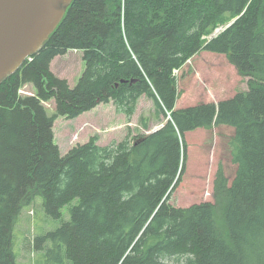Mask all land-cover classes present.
Returning <instances> with one entry per match:
<instances>
[{
    "label": "trees",
    "instance_id": "1",
    "mask_svg": "<svg viewBox=\"0 0 264 264\" xmlns=\"http://www.w3.org/2000/svg\"><path fill=\"white\" fill-rule=\"evenodd\" d=\"M70 50L84 64L72 86L51 66ZM201 50L224 55L247 89L177 107L174 70ZM141 97L160 129L61 154L57 117L112 103L130 118ZM148 121L139 125L150 131ZM213 125L232 128V179L219 167L211 201L171 205L184 134ZM40 208L59 224L32 225L33 264H264V0H72L0 82V264H16L21 214Z\"/></svg>",
    "mask_w": 264,
    "mask_h": 264
},
{
    "label": "rangeland",
    "instance_id": "2",
    "mask_svg": "<svg viewBox=\"0 0 264 264\" xmlns=\"http://www.w3.org/2000/svg\"><path fill=\"white\" fill-rule=\"evenodd\" d=\"M52 71L74 85L84 69L82 54L70 50L65 55L58 56L52 62ZM177 85V107L193 105L203 101L218 103L231 98L237 92L247 89L246 78L238 75L233 65L222 54L201 50L181 67L174 71ZM30 85L22 87V93H33ZM45 106L49 113L54 110L52 100ZM152 102L138 101L136 111L128 118L117 113L112 103L99 104L91 110L84 111L75 118L67 119L59 116L54 122V140L61 154L66 153L78 143L87 142L97 137L101 146L111 142L122 141L128 135L132 137L138 132L147 133L139 125L143 115L148 118L150 130L159 124H154L151 116ZM232 128L225 125H213L211 129H197L186 132L183 143L186 144V160L183 164L184 173L178 186L172 191L169 203L176 207H188L201 201H211L213 181L219 167L224 174L232 179L235 164L231 161L228 141ZM41 204V199L36 198ZM33 209V208H32ZM25 209L17 227L15 245L16 264H33V238L35 230L32 225L45 231L55 228L58 220L48 218L42 208L37 212ZM69 218L68 206L62 210V219ZM51 222H50V221ZM29 221L27 224L25 222Z\"/></svg>",
    "mask_w": 264,
    "mask_h": 264
},
{
    "label": "water",
    "instance_id": "3",
    "mask_svg": "<svg viewBox=\"0 0 264 264\" xmlns=\"http://www.w3.org/2000/svg\"><path fill=\"white\" fill-rule=\"evenodd\" d=\"M71 2L72 0H0V82L42 47ZM162 126L160 124L150 132H155Z\"/></svg>",
    "mask_w": 264,
    "mask_h": 264
},
{
    "label": "crops",
    "instance_id": "4",
    "mask_svg": "<svg viewBox=\"0 0 264 264\" xmlns=\"http://www.w3.org/2000/svg\"><path fill=\"white\" fill-rule=\"evenodd\" d=\"M54 61V60H53ZM51 65H52V63H51ZM144 98V100H149V99H147L146 97H141L140 99H139V101L140 100H142Z\"/></svg>",
    "mask_w": 264,
    "mask_h": 264
}]
</instances>
